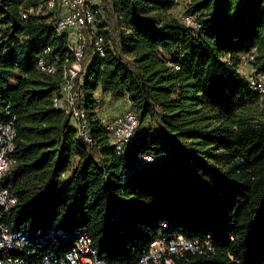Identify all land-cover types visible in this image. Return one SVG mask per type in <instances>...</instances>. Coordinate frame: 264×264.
<instances>
[{
  "label": "trees",
  "instance_id": "trees-1",
  "mask_svg": "<svg viewBox=\"0 0 264 264\" xmlns=\"http://www.w3.org/2000/svg\"><path fill=\"white\" fill-rule=\"evenodd\" d=\"M40 2L0 0V119L15 116L17 131L0 185L18 200L0 209L3 223L86 230L111 263L136 264L153 241L183 235L203 251L176 264H264V99L239 72L255 49L264 75V0H187L199 29L172 12L175 0H100L105 52L87 46L80 89L90 144L54 107L73 54L55 13L23 17ZM45 51L54 75L36 67ZM98 90L127 97L147 122L121 153Z\"/></svg>",
  "mask_w": 264,
  "mask_h": 264
},
{
  "label": "built area",
  "instance_id": "built-area-1",
  "mask_svg": "<svg viewBox=\"0 0 264 264\" xmlns=\"http://www.w3.org/2000/svg\"><path fill=\"white\" fill-rule=\"evenodd\" d=\"M98 1L41 0L36 7L23 13L24 18L29 13H55L54 28L59 33L68 35L73 61L64 70L53 103L55 109L65 111L70 119L76 122L79 136L89 144L93 142L91 122L87 108L83 102H80V89L86 72L87 46L92 43L101 55L105 52L104 36L97 26L98 16L101 13ZM175 1L178 3L180 0ZM181 19L192 28H201V23L191 13L186 12ZM255 52L254 49L243 55L240 66H252ZM48 53L49 51H45L38 57L36 67L41 72L54 75L58 71V64L55 60L48 59ZM247 79L250 89L264 99L263 78L253 70ZM7 116H11L9 111ZM15 120V116L0 119V181L15 163V159L11 156L17 135ZM139 124L137 113L131 109L105 125L110 134V142L117 153L123 152L132 142ZM153 161L154 157L147 154L140 156L136 165L141 167ZM17 201V197L9 189L0 185L1 210L8 211ZM199 244L197 240L188 239L183 235L162 236L150 244L139 256L136 264H176L175 258L182 256L186 251L202 252ZM206 245L211 248L209 241H206ZM0 264L118 263H111L100 257L98 249L93 244V238L86 230H68L56 225L38 229L20 225L14 229L3 223L0 214Z\"/></svg>",
  "mask_w": 264,
  "mask_h": 264
},
{
  "label": "rangeland",
  "instance_id": "rangeland-1",
  "mask_svg": "<svg viewBox=\"0 0 264 264\" xmlns=\"http://www.w3.org/2000/svg\"><path fill=\"white\" fill-rule=\"evenodd\" d=\"M186 2H187V0H180L178 2V4L175 6V8L173 9L172 12L175 15H177V16H179L180 14H185L187 12V10H186ZM242 74H243V76H245L244 73H242ZM99 95L101 96L99 112H100L101 118H102V120H104L105 124H109V123L115 121L117 117L122 116L128 110H131V106L129 105V103L127 102L126 99L121 98V99L115 100V98L113 97V99L112 98L111 99L115 100V101L113 102L111 100L112 102H109V104H107V102L105 101L104 97H102L103 95H101V94H99ZM107 105H108V107L110 105H114V108L112 109V110H114V112H112V113L116 112L118 114L117 117L111 115V112L108 111V108H105ZM262 106H264V104ZM75 124H76V122H75ZM75 124H73V125H75ZM146 124H147V122L145 124H143L142 126L139 125V128H138L137 132L141 128L146 127ZM74 127L77 128V124Z\"/></svg>",
  "mask_w": 264,
  "mask_h": 264
},
{
  "label": "crops",
  "instance_id": "crops-1",
  "mask_svg": "<svg viewBox=\"0 0 264 264\" xmlns=\"http://www.w3.org/2000/svg\"><path fill=\"white\" fill-rule=\"evenodd\" d=\"M98 3L100 4V0L98 1ZM174 9V8H173ZM173 9H172V11H173ZM184 14H180L178 17L179 18H181L182 16H183ZM177 16V15H176ZM91 56H88V58H87V61H86V70H87V67H88V65L90 64V61H91ZM253 67L252 66H239V72L242 74V73H244L245 74V76L244 77H248L252 72H253ZM243 75V74H242ZM262 78H263V80H264V75H260ZM99 94H101V95H103L102 97H104V99H105V101L107 102V104H109V102H114L115 100H117V99H121V98H116V97H114L111 93H103L101 90H98L97 91V93H96V98H97V112H98V116H99V118L102 120V118H101V115H100V112H99V110H100V98H101V96L99 95ZM113 97L115 98V100H112L113 99ZM112 98V99H111ZM123 99H126L127 100V102L129 103V105L131 106V103H130V101H129V99L127 98V97H123ZM112 100V101H111ZM117 102V101H116ZM105 108H108V111L109 112H111V115H113V116H115V117H117V113L115 112V113H112V112H114V110H112L113 108H114V105H110L109 107H108V105L105 107ZM128 110V109H127ZM102 122L104 123V120H102ZM71 124L73 125V124H75V121H73V120H71ZM105 124V123H104ZM76 125V124H75ZM75 125H73V126H75ZM106 125V124H105ZM77 130H78V128H77Z\"/></svg>",
  "mask_w": 264,
  "mask_h": 264
}]
</instances>
